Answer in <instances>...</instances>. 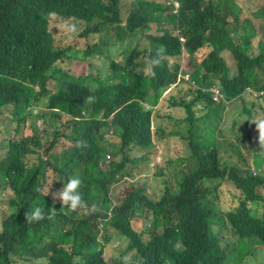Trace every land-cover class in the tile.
<instances>
[{"label":"trees","instance_id":"1","mask_svg":"<svg viewBox=\"0 0 264 264\" xmlns=\"http://www.w3.org/2000/svg\"><path fill=\"white\" fill-rule=\"evenodd\" d=\"M260 4L0 0V190L12 192L0 264H264V51L249 53L252 39L263 50ZM51 16L71 27L62 46ZM162 144L177 155L156 164ZM48 178H79L83 206L39 196ZM36 207L44 218L26 220Z\"/></svg>","mask_w":264,"mask_h":264},{"label":"rangeland","instance_id":"2","mask_svg":"<svg viewBox=\"0 0 264 264\" xmlns=\"http://www.w3.org/2000/svg\"><path fill=\"white\" fill-rule=\"evenodd\" d=\"M177 4H176V2L174 3V6H176ZM243 5H244V3H243ZM261 6H263L262 4H260ZM178 6V5H177ZM213 19V18H212ZM72 22V21H71ZM213 22H214V19H213ZM49 23H50V30H52L54 33H53V37H54V40H56V41H58V43H59V45H61L62 46V42L64 41V43H66V42H68V41H70V40H72L71 38H70V34H71V27L69 26V23H67V22H64V21H61V20H59V19H57L55 16H51L50 17V19H49ZM228 23V21H223V20H221V18L220 19H218L215 23H214V25L217 27V28H221V29H223L224 28V26L226 25ZM150 35H155V34H157L158 32H157V30H156V28H150L148 31H147ZM261 32H263V35H264V25H262L261 27H260V31H259V34L261 33ZM160 33V32H159ZM66 37H67V39H66ZM231 37V36H230ZM116 41H117V39H112V43H111V45H114V43H116ZM146 42V37H144L143 39H142V42ZM183 41H185V39L183 38ZM252 43H254V46H252V49L249 51V53L250 54H259V53H262L263 51H264V41H263V43H262V51H260L259 50V48H258V41H256L255 39H252ZM84 45V43H82V46ZM102 46H103V49H104V53H105V55H107V51L108 50H110V48L108 49L105 45H103V43H102ZM80 50H83V48H79ZM119 50L121 51V47H116V48H112L111 50H110V55H111V52L115 55V54H117V53H119ZM189 52L187 51V50H184V55L182 56V59H184V61L186 60V59H189V60H192L193 61V65L196 63V62H199V61H201L202 59L201 58H197L196 60H194V59H192L191 58V56L188 54ZM82 55H83V53L81 52L80 53V55H79V57H82ZM191 58V59H190ZM222 58L225 60V63H226V65L228 66V68L230 69V70H232V72H234L235 71V62H234V59H233V57H232V55H231V53L230 52H228V51H224V52H222ZM88 63L89 64H93V66H97L98 64H101V68L102 69H106V66L105 65H103L102 63H99V59H98V57H91V58H89L88 59V61H86V64L88 65ZM82 66H84V65H82ZM81 69V68H80ZM79 70V69H78ZM73 73V72H72ZM89 73H91V70H90V72ZM180 76H182V75H180ZM188 79V77L186 78V80ZM47 89L49 90V91H51V92H53L56 88L54 87V84L53 85H48L47 86ZM42 108H44L43 106H42ZM163 109L164 110H166V108L165 107H163ZM241 109V106H239V105H237L236 107H235V110H237V111H239ZM228 113H230V112H228ZM228 113H226L225 115H227ZM161 116H163V114H161ZM231 117H229L228 118V121H229V123L228 124H226L225 125V127H228V128H230V126H231V124H230V121H231ZM243 121H245V118H244V120ZM165 122V120H161V119H156V122H155V125L157 124V123H164ZM5 124V119H4V117H3V124L2 125H4ZM235 125V124H234ZM16 126V124H14V125H12L11 127L12 128H14ZM231 131V130H230ZM234 132H236L235 131V128H233V131H231V135H233V133ZM11 135H15V133L14 132H12L11 133ZM249 146V145H248ZM249 147H251V146H249ZM163 149V150H162ZM156 150H157V158H156V164H163V161H164V159L165 158H168L170 155H173V157H175L177 154H175V152H174V147H173V145H172V147H171V149L170 150H168V148H166V146L163 148V144L162 145H158V147L156 148ZM263 151H264V146L263 147H261L260 148V150L258 151V155L260 156V155H262L263 154ZM8 153V150H5V151H1L0 152V161L1 160H3L4 159V157L6 156V154ZM173 157H171V158H173ZM243 157L244 158H246V159H248V160H252V154H249L247 151H243ZM262 158H264V154L262 155ZM108 160V159H107ZM105 165H108V163L107 164H105ZM31 173V177H32V175H34V173H35V171H32V172H30ZM51 181H52V178H48V179H46L45 180V184L44 185H46L45 187H43L40 191H39V193L41 194V196L42 197H45L46 199H54L53 198V194L54 193H56V192H54V190H57L58 189V187H55V186H52V183H51ZM41 182H42V180H41ZM41 182H35V185L36 186H41L42 187V185H43V183H41ZM152 182V181H151ZM29 183H26V185H28ZM48 186H50V187H48ZM12 193H11V191H7L2 197H1V199H0V206H3V208L4 209H9L10 210V206H9V198H10V196L9 195H11ZM3 218V217H2ZM140 221V223H138V227H139V229L141 230H143V228H144V225H145V222H143L142 220H139ZM114 240H116L115 241V243H114V246L116 247V248H119V250H125L126 248H127V242L126 241H124L123 239H121L119 236H116V237H112V241H114ZM119 240H121V241H119ZM111 241V242H112ZM114 246H112V245H108V247H107V250H106V252L104 253V256L106 257V259H109L112 255H111V251L113 250V248H115ZM260 249H263V250H261L260 251V253H259V260L258 261H261V260H263L264 259V247H261Z\"/></svg>","mask_w":264,"mask_h":264},{"label":"clouds","instance_id":"3","mask_svg":"<svg viewBox=\"0 0 264 264\" xmlns=\"http://www.w3.org/2000/svg\"><path fill=\"white\" fill-rule=\"evenodd\" d=\"M176 4L178 5V6L177 5L175 6L176 7V13H177V11L179 9V4L178 3H176ZM242 6L244 7L245 4L244 5L242 4ZM250 10L252 11V7H250ZM88 99L91 101L93 98L89 97ZM34 114H36V113H34ZM257 127L261 130V135L264 136V122H261L259 125H257ZM41 183H43V182H41ZM51 183H52V186H54L53 178H52ZM44 184L42 187L40 186L41 189L46 186ZM80 184H81V180L79 178H69L66 183H64V182L61 183V185L58 187V189L54 190V192H56L53 194L54 199H47V200H51V201H57L58 200V201H60V203L62 205L63 211L75 212L78 208L83 206L81 194L78 191ZM48 187H50V186H48ZM7 190H5V191L0 190V199L7 192ZM36 191H37V194L39 196H41V194L39 193V190L37 189ZM9 196L12 197V194ZM43 198H45V197H43ZM9 206H10V210L3 208L5 216H7V217L12 210L11 204H10V198H9ZM50 211H52V210H50ZM43 218H44L43 213L39 207L34 208L30 215H26V220H29V221H37V220H41ZM7 219H9V218H7Z\"/></svg>","mask_w":264,"mask_h":264}]
</instances>
